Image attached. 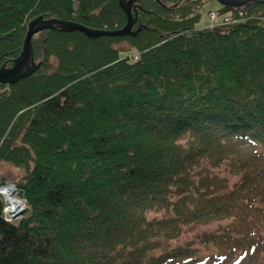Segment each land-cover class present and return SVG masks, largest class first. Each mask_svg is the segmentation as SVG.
<instances>
[{
	"label": "trees",
	"instance_id": "trees-1",
	"mask_svg": "<svg viewBox=\"0 0 264 264\" xmlns=\"http://www.w3.org/2000/svg\"><path fill=\"white\" fill-rule=\"evenodd\" d=\"M204 1L138 0L128 36L32 37L36 70L0 84V162L26 206L6 222L0 197V264H264V0L197 29ZM38 16L126 23L118 0H0V67Z\"/></svg>",
	"mask_w": 264,
	"mask_h": 264
},
{
	"label": "water",
	"instance_id": "water-1",
	"mask_svg": "<svg viewBox=\"0 0 264 264\" xmlns=\"http://www.w3.org/2000/svg\"><path fill=\"white\" fill-rule=\"evenodd\" d=\"M138 0H118L120 9L126 17L125 25L116 30L92 29L84 25L62 21L55 18L44 19L38 16L27 24V30L22 42V50L20 54L12 61L11 67H0V84L13 85L19 80L30 76L37 68L33 59L32 37L47 29H59L64 32H80L88 39H96L102 36L106 37H123L133 34L132 27L136 20V5ZM218 4L231 8H239L250 3L258 2V0H213Z\"/></svg>",
	"mask_w": 264,
	"mask_h": 264
},
{
	"label": "rangeland",
	"instance_id": "rangeland-1",
	"mask_svg": "<svg viewBox=\"0 0 264 264\" xmlns=\"http://www.w3.org/2000/svg\"><path fill=\"white\" fill-rule=\"evenodd\" d=\"M220 9V4H218L216 1L213 0H208L204 1L202 3V6L199 9V21L196 24L197 29H204L208 27H214L219 24L221 19L225 16L224 14H219L218 17L216 18H210L209 17V11H217ZM119 49L122 48H127L126 44H118L116 45ZM132 53V50L129 52V54ZM181 143L185 142V138L179 139ZM239 153L243 156V158H249L253 159L254 158V153L259 151V148L256 147L255 145L252 144H243L240 146L238 149ZM264 166V162L258 160L256 163V167L262 168ZM213 173H216L220 175L221 177H226L229 181L230 186H234L237 182L238 176L234 174V172H231V168L227 164H222L218 168L213 169ZM24 174V171L19 168H14L11 165L7 163H1L0 162V179L2 177L6 178L7 181L9 182H16L18 179L21 178V176ZM159 217L163 216L162 211H151L148 214V218L151 217ZM218 222L216 220L204 223L201 225H198L195 227L194 230H187L183 229L182 234L180 235L179 238H176L172 244H183L187 241H190L194 239L197 235H200L202 232H209L216 230L218 228ZM201 247V246H200ZM202 249V253L206 254V250ZM250 264H258L256 261L251 262Z\"/></svg>",
	"mask_w": 264,
	"mask_h": 264
},
{
	"label": "built area",
	"instance_id": "built-area-1",
	"mask_svg": "<svg viewBox=\"0 0 264 264\" xmlns=\"http://www.w3.org/2000/svg\"><path fill=\"white\" fill-rule=\"evenodd\" d=\"M218 15L216 12H210L209 17L210 18H216ZM235 19L231 16H225L220 24H228L234 22ZM0 196L4 201V207L2 210V215L4 220L11 221L14 220L19 214L24 210L25 203L23 199H20L17 197L16 194V187L12 183L7 184H1L0 185ZM14 200L19 205V209L16 211L9 210V201ZM13 211V212H11Z\"/></svg>",
	"mask_w": 264,
	"mask_h": 264
},
{
	"label": "bare ground",
	"instance_id": "bare-ground-1",
	"mask_svg": "<svg viewBox=\"0 0 264 264\" xmlns=\"http://www.w3.org/2000/svg\"><path fill=\"white\" fill-rule=\"evenodd\" d=\"M9 210H13V211H16L19 209V205L17 204V202H15L14 200L11 199V201H9ZM11 211V212H13Z\"/></svg>",
	"mask_w": 264,
	"mask_h": 264
}]
</instances>
